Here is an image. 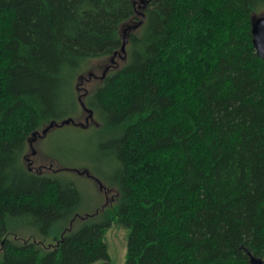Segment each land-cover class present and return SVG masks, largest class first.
I'll return each instance as SVG.
<instances>
[{
  "label": "trees",
  "instance_id": "16d2710c",
  "mask_svg": "<svg viewBox=\"0 0 264 264\" xmlns=\"http://www.w3.org/2000/svg\"><path fill=\"white\" fill-rule=\"evenodd\" d=\"M263 6L0 0V264H108L114 222L130 228L125 264H264V59L251 31ZM125 29L127 62L84 99L116 200L80 215L76 184L25 156L81 105L77 69L123 53Z\"/></svg>",
  "mask_w": 264,
  "mask_h": 264
},
{
  "label": "rangeland",
  "instance_id": "374dc122",
  "mask_svg": "<svg viewBox=\"0 0 264 264\" xmlns=\"http://www.w3.org/2000/svg\"><path fill=\"white\" fill-rule=\"evenodd\" d=\"M258 13H264V6ZM124 57V53H119L85 61L77 69V74L73 78L72 93L75 95L77 92L78 96L85 99L86 95L99 86L110 72L121 68L127 62V57ZM108 66L111 68L106 71ZM105 71L107 73L103 77ZM91 72L92 75H90ZM81 76L84 78L82 79ZM73 108H75L73 112H66L64 115L73 117L77 121L86 122L87 113L82 106L76 105ZM97 127L99 126L94 120L87 127L75 124L55 126L45 136H37L33 142L36 152L32 153V149L29 148L27 156L30 160L25 161L48 176L58 177L63 181H73L82 195V203L78 210L80 215H93L100 207L112 204L117 195V187L108 180L113 175V167L108 158L96 149V142L99 139ZM85 168H88L108 187L100 188L96 179L86 173L79 172ZM17 233L22 239L31 238L34 229L23 227L17 230ZM129 233L130 228L120 222H114L106 229L104 239L110 257L108 264H125L128 255ZM37 235V238L44 239L46 244L55 240L53 234L45 236V238L41 234ZM10 238H14V236L11 235ZM3 255V244L0 243V259L3 258ZM103 263L105 260L101 259L94 264Z\"/></svg>",
  "mask_w": 264,
  "mask_h": 264
},
{
  "label": "water",
  "instance_id": "95a60500",
  "mask_svg": "<svg viewBox=\"0 0 264 264\" xmlns=\"http://www.w3.org/2000/svg\"><path fill=\"white\" fill-rule=\"evenodd\" d=\"M251 23H252L251 24L252 25L251 31H252V35H253L254 47L257 51V54L264 59V13H261V14H259L258 12L254 13L252 15V18H251ZM140 25H141V22L136 24V25H133V26L135 29H137ZM123 37H124V41H123V45H122V52L124 53V56L127 57L126 56V54H127L126 53L127 52L126 51V45L128 43V36H127V30L126 29L124 31ZM109 68H110V66L107 67L106 71H108ZM106 71L104 72L103 77H105V75L107 73ZM92 74L93 73L91 72L90 75H92ZM81 77H82V79L84 78L83 76H81ZM79 102H80L83 110L87 113V117L85 120L86 122L77 121L73 117L65 118L62 121H52L51 123L46 125L41 131H38L36 134H34L33 139L30 141V149H32V153L36 152L35 148L33 147V142L36 140L37 136H39V137L45 136L55 126L65 125V124H75L77 126L87 127L92 120H94L96 122V120L94 118L93 110L90 109L86 105V102L84 101V99L80 95H79ZM28 167L31 170L33 169V167H31V165H29ZM58 169H60V168H58ZM79 172L80 173H86L87 175L93 177L100 184V188H105L104 183L100 179L95 177V175L93 173H91V171L88 168H85L83 170H79ZM250 261L252 264H263V259L260 257H256L253 254L250 255Z\"/></svg>",
  "mask_w": 264,
  "mask_h": 264
},
{
  "label": "flooded vegetation",
  "instance_id": "af4514ba",
  "mask_svg": "<svg viewBox=\"0 0 264 264\" xmlns=\"http://www.w3.org/2000/svg\"><path fill=\"white\" fill-rule=\"evenodd\" d=\"M110 68H111V67H110ZM25 158H26V160H28V161L30 160V158H29L27 155L25 156ZM28 165H31V164L28 162ZM31 167H33V166H31ZM33 169L36 170L35 168H33Z\"/></svg>",
  "mask_w": 264,
  "mask_h": 264
}]
</instances>
